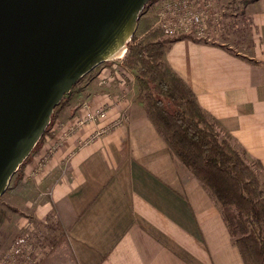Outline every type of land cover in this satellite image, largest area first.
Masks as SVG:
<instances>
[{"label":"crops","instance_id":"obj_1","mask_svg":"<svg viewBox=\"0 0 264 264\" xmlns=\"http://www.w3.org/2000/svg\"><path fill=\"white\" fill-rule=\"evenodd\" d=\"M247 9L250 52L243 54L252 62L217 40L191 37L169 43L164 60L264 167V0ZM119 62L101 63L83 76L53 120L65 128L100 105L108 107L106 117L69 137L41 170L39 150L22 169L42 191L45 215L65 232L63 253L44 264H245L214 199L171 155L134 73L124 76ZM121 94L126 97L118 101ZM124 116L108 134L80 145L97 126ZM50 130L39 149L51 141Z\"/></svg>","mask_w":264,"mask_h":264},{"label":"water","instance_id":"obj_2","mask_svg":"<svg viewBox=\"0 0 264 264\" xmlns=\"http://www.w3.org/2000/svg\"><path fill=\"white\" fill-rule=\"evenodd\" d=\"M150 0H0V197L79 80L127 51Z\"/></svg>","mask_w":264,"mask_h":264},{"label":"trees","instance_id":"obj_3","mask_svg":"<svg viewBox=\"0 0 264 264\" xmlns=\"http://www.w3.org/2000/svg\"><path fill=\"white\" fill-rule=\"evenodd\" d=\"M254 1L243 0L245 5ZM142 14L138 30L127 43L122 59L124 66L134 73L140 99L171 155L194 174L214 199L245 264H264V167L200 105L192 88L165 63L169 43L186 37L201 38L189 34L166 36L152 28V19H141ZM223 28L218 38L222 46L252 62L234 48V43L240 44L238 41L229 42L231 24ZM212 42L217 43L216 40ZM54 116L55 110L51 120ZM48 129L49 126L39 142ZM126 148L124 143V151ZM55 229L60 235L53 243L54 247L65 241V232L60 225Z\"/></svg>","mask_w":264,"mask_h":264},{"label":"built area","instance_id":"obj_4","mask_svg":"<svg viewBox=\"0 0 264 264\" xmlns=\"http://www.w3.org/2000/svg\"><path fill=\"white\" fill-rule=\"evenodd\" d=\"M144 9L147 11L150 9L154 14L155 22L152 28L159 29L166 36L175 37L189 34L207 40L219 37L222 13L215 4V0H150ZM123 57L124 55L118 60H120L119 65L122 67V73L125 76L129 69L124 66ZM104 81L105 78L102 79V82ZM125 97V94H121L118 101L123 100ZM83 106L85 108L89 107V103L85 101ZM107 112L108 107L103 105L95 109H88L85 115L76 116L68 121L65 128H62L59 121L51 120L48 131L51 129L53 137L46 145L40 147L36 170L44 168L51 156L69 137L88 123L97 124L100 119L106 117ZM123 119H125V116L106 125L97 126L89 137L80 139V145L85 146L108 134L118 127ZM58 129L60 130L59 133L56 132ZM25 224L26 231L16 237L3 253L0 264H37L50 251L51 245L45 242L39 236V233L34 231L33 221L28 220Z\"/></svg>","mask_w":264,"mask_h":264},{"label":"rangeland","instance_id":"obj_5","mask_svg":"<svg viewBox=\"0 0 264 264\" xmlns=\"http://www.w3.org/2000/svg\"><path fill=\"white\" fill-rule=\"evenodd\" d=\"M215 4H217L222 13L219 36L222 29L224 31L223 27H226L228 23L231 24V31L228 32L229 42L238 41L240 44L234 43V48L240 50L241 53L249 54V44L248 46L245 45L250 40L252 29L251 17L247 9L248 5H245L243 0H215ZM142 12L141 19L150 18L153 25L155 22L153 12L150 9L149 11L143 9ZM215 38L211 40L221 42V40H218L219 37ZM41 142L34 147L32 153L26 158V162L20 165L18 172L16 171L12 175L6 191L0 197V261L3 253L15 238L26 231L25 223L28 220L33 221L34 231L39 233V236L51 245L50 251L37 264H44L51 255H60L64 251L60 247L65 241L58 246L54 247L53 245L60 233L55 229L53 222H50V217L45 215L40 205L43 201L42 197H44L41 194L42 191L38 190L32 180L30 181V179L22 175V169L39 150Z\"/></svg>","mask_w":264,"mask_h":264}]
</instances>
